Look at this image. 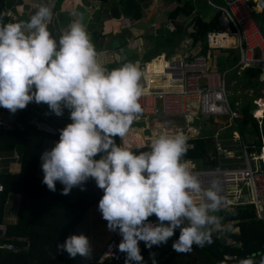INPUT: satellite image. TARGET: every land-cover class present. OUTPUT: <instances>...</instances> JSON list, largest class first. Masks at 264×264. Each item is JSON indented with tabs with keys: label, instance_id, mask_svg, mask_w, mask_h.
I'll return each mask as SVG.
<instances>
[{
	"label": "clouds",
	"instance_id": "1",
	"mask_svg": "<svg viewBox=\"0 0 264 264\" xmlns=\"http://www.w3.org/2000/svg\"><path fill=\"white\" fill-rule=\"evenodd\" d=\"M52 15L48 4L28 20L4 23L0 15V107L14 114L35 102L56 116L70 111L71 122L41 155L42 182L54 192L59 181L61 194L69 195L94 179L104 193L98 210L108 229L122 237L118 248L125 264H143L141 241L149 249L167 244L177 229L172 244L177 253L211 243L212 233L222 227L215 215L224 201L222 189L215 179L202 186L183 162L188 150L183 133L162 131L146 151L128 143L146 92L139 65L127 62L108 70L82 20L61 29L57 39L49 30ZM152 215L158 222L149 221ZM57 250L88 259L92 244L86 234H73ZM239 264H264V256Z\"/></svg>",
	"mask_w": 264,
	"mask_h": 264
},
{
	"label": "built area",
	"instance_id": "2",
	"mask_svg": "<svg viewBox=\"0 0 264 264\" xmlns=\"http://www.w3.org/2000/svg\"><path fill=\"white\" fill-rule=\"evenodd\" d=\"M56 2L57 0H50L52 7H55ZM206 3L217 12L223 27L206 34L208 48H234L238 54L231 70L240 75L248 68L261 69L264 81V35L253 17L249 0H222V5H217L212 0H206ZM121 20L123 30H128L141 21L126 18ZM184 20L168 18L163 25L154 22L151 25L152 33L156 34L160 26L168 32L174 31L176 23H183ZM194 31V23L186 27V34L177 47L178 53L161 54L149 62L136 63L142 71L141 85L146 92L139 101L142 113L134 119L133 124L135 127L139 125V129L146 133L148 144L162 131L169 134L180 131L187 141L212 138V149L204 158L182 160L198 176L202 186L207 187L213 179L219 182L224 201L221 210L215 215L220 217L222 227L212 235L224 237L225 244L240 247V241L230 238V235L240 236L238 221L227 220L224 215L235 212L238 208L252 207L256 218L264 222V136L261 134L254 141L239 133V121L242 119L237 109L239 104L235 103L236 107H233L228 99L226 77L230 70L211 68L210 53L203 55L200 53V43L193 45L191 34ZM227 34L232 36L234 43L228 47L220 46L216 37ZM194 49L198 51L194 52ZM30 109L34 115L28 125L45 134H60L59 129L41 114L40 105ZM263 118L264 116L258 118L260 128ZM212 119L217 123V130L213 137H209L199 130L198 125ZM15 129L12 118L0 107V130ZM256 142L262 143V146L259 147ZM189 147L192 148L193 144ZM3 191L4 186L0 183V193ZM149 221L158 222L157 219ZM121 239L120 235L110 239L100 263L118 258V243ZM13 241L24 243V246L18 247ZM29 247L27 238L8 237L6 226L0 224V251L16 253Z\"/></svg>",
	"mask_w": 264,
	"mask_h": 264
},
{
	"label": "trees",
	"instance_id": "3",
	"mask_svg": "<svg viewBox=\"0 0 264 264\" xmlns=\"http://www.w3.org/2000/svg\"><path fill=\"white\" fill-rule=\"evenodd\" d=\"M85 1L91 3L96 1L101 5L105 2V0ZM169 1L177 2L178 0ZM201 1L206 7H209L206 0ZM249 4L250 7L254 6L252 0L249 1ZM258 5L261 11L253 13V17L264 35V0H258ZM195 7L193 0H183L169 11V19L179 20L185 17L188 20H185V25L176 23L174 31L147 37V41L152 44L153 49L150 55L170 54L181 43L186 34V27L194 23L195 31L191 34L193 45L200 43V53L203 55L210 53L215 61L216 70H230L226 77L228 92L235 93L239 90L251 91L255 94L253 98L246 99L237 106L242 115V119L239 121V133L244 138L255 141L261 134L264 136V118L261 128L259 120L256 118L261 119L264 114V95L261 94L264 90L263 72L261 69L248 68L240 75H236L234 70H231L237 60V55L233 53L234 50L232 53H227L222 60L212 56V50L206 43V34L209 31L223 28L219 21V15L207 20L201 16L202 13L194 12ZM5 11V0H0V15L3 17V22L7 23L10 19L5 16ZM99 15L100 9L96 10V16ZM219 51L223 52V49ZM236 101L235 98L229 100L233 107H236ZM17 113L18 115L14 119L16 129L14 131L0 130V154L14 150L17 145L22 147L19 171H0V183L4 186V191L0 193V223H2L8 194H19L21 200L17 221L15 224L6 226L7 236L10 238L25 237L29 240L30 247L16 253L0 251V264H78L76 257L70 258L66 251H58L57 245L74 234L76 226L86 211L99 203L104 194L103 190L99 189L95 180L90 178L85 183V190L73 188L69 195H62L63 185L57 182L56 191H50L42 182L43 177L39 175L43 144L45 139L50 138V135L28 125V121L34 115L29 107L17 110ZM249 125L250 127H248ZM116 142L117 144L121 142L119 137L116 138ZM191 143L193 144L192 148L189 147ZM261 146L262 143H259V147ZM187 149L182 159L199 160L204 158L212 149V138H197L187 141ZM138 150H149V146L141 147ZM224 216L227 220L238 221L240 247L223 244L219 242L217 236L212 235L211 243H205L203 246L194 244L191 251L177 253L172 249L173 242L179 238L180 232L177 229L167 244L154 245L149 249L143 241L140 242L143 264H239L241 259L249 256L254 257L258 262L264 256V223L256 218L254 208H238L235 212ZM148 219H157V217L152 215ZM13 243L18 247L24 246V243L21 242L13 241ZM117 254V259L97 264H125V253L120 252L118 248ZM226 255L231 257H226Z\"/></svg>",
	"mask_w": 264,
	"mask_h": 264
},
{
	"label": "crops",
	"instance_id": "4",
	"mask_svg": "<svg viewBox=\"0 0 264 264\" xmlns=\"http://www.w3.org/2000/svg\"><path fill=\"white\" fill-rule=\"evenodd\" d=\"M182 1L183 0H178L177 2H171L169 0H147L146 2L144 1L143 9H144L145 19L141 20L137 25L133 26L132 28L128 30L122 29L121 18L114 19L109 14V4L108 3L106 4V6H102L100 3H96V1H93V3H91L85 0H63L61 7L59 9L58 6L60 4V0H57L55 7H52V3H50V0H5V10H6L5 16L10 19L9 22H19L21 20H28L30 16L35 13L37 8L41 4H48L49 6L52 7V12H53L52 19L49 23V30L60 33L61 29L66 28L72 22L71 14L73 16V20L77 19L76 10L82 4H83V7L86 6L87 11H89L94 16H96L95 10H97V8L100 9V15L98 17L96 16V22L98 23L97 28L99 32L98 34L99 40L95 44L92 38L90 39L96 47V50L99 54L100 61L103 63V65L108 70H111V69L122 66V64L125 63L126 58L129 60H132L133 63H137V62H149L152 58H154L155 56H158V55H153V56L150 55V52H152L153 49H152V44L147 41V37L161 35L167 30L163 29V27L160 26L157 28L156 34H154L152 33L151 25L154 22L159 23L160 25H163L164 21L168 19L169 11L172 8H174L177 3H180ZM198 1H201V0H193V3L196 6L194 12L201 13V11L197 9ZM212 1L215 4L220 5L215 2L216 0L215 1L212 0ZM218 1L222 2V0H218ZM252 2L254 4V6L251 7L253 10V13L260 12L261 8L258 5V0H252ZM93 6H95V9H93ZM209 8L211 7L209 6ZM209 15L210 17H214L217 15V12L214 10V12ZM201 16H203V14H201ZM180 19L188 20V18L186 19L185 17L180 18ZM185 20L183 21L182 25H185ZM219 30H216V31H219ZM216 39L219 42L220 46H223V47L231 46L234 43V39L229 38L226 35H219L216 37ZM108 42H111V43L113 42L114 44H112V46L102 47L104 43H108ZM179 46L180 44L177 47ZM177 47H175L173 51L170 52V54L178 53ZM230 49L235 50L234 48H230ZM219 50L220 49L212 50V51H219ZM223 50H226V49H223ZM193 51L197 52L198 49H194ZM162 54H166V53H162ZM234 54L237 55L238 52L235 51ZM226 55L227 54L225 53L224 56ZM209 63H210L211 68L216 69V66L214 64L215 61L214 59L213 60L211 59V55L209 56ZM140 83H143V82L140 81ZM37 105H40L41 107V111H40L41 114L49 122H51L55 127H57V129L60 130L63 127H65L68 123L71 122L70 111L68 109L64 110V113L62 116H56L54 113L49 112L48 106L46 104H42V103L37 104L35 102H30L27 105V107L29 106L30 108V107H35ZM6 113L8 116L12 118V121L14 122V119L16 117L12 116L7 111ZM135 130H138L140 133H143V130L139 129V125L135 127V125L132 123L129 129V132L136 133L134 132ZM59 136L60 134L57 136L50 135V138L45 139L44 144H43L42 153L45 150H50L52 147H54L55 143L59 140ZM143 139H144V143L148 144V142L145 139V135ZM131 147L133 149H136V147H133V146ZM142 147H145V146H142ZM21 150H22V147L20 145H17L14 148V150L7 152V153L0 154V171L18 172L20 168ZM41 164H42V161L40 159L39 175L44 177ZM74 189H80V188L75 187ZM20 200H21V197L19 194L17 193L8 194L7 200L4 206L2 223L0 224L7 226L10 224L16 223ZM98 204L99 203L91 206L84 214L83 217H87V227L84 226L85 230L83 233L85 234L86 230H89V229L92 230V233L94 234V236L90 235L91 231L88 232L87 236L90 238V241H96L97 243H100L101 247L98 249H95V247H92L91 258L86 259L82 257L81 259H84L85 261L81 262L82 260H80L79 262H77L78 264L100 263V260L103 256L107 243L110 241V239L119 235L118 232H112L108 229L107 221L102 218V214L98 210ZM76 231H77V228H75L74 234H77ZM95 236L96 238H94Z\"/></svg>",
	"mask_w": 264,
	"mask_h": 264
},
{
	"label": "rangeland",
	"instance_id": "5",
	"mask_svg": "<svg viewBox=\"0 0 264 264\" xmlns=\"http://www.w3.org/2000/svg\"><path fill=\"white\" fill-rule=\"evenodd\" d=\"M62 2H63V0L60 1V4L58 6L59 9L61 7ZM215 2L220 4V5H222V2H219L218 0H216ZM197 9L199 11H201V13L203 14L204 18H206L207 20H209L211 18L209 14L214 12V10L212 8L205 7V5L203 4L202 1H198ZM97 10H98V8H97ZM112 44H114V43L113 42L112 43L111 42L104 43L102 47L112 46ZM232 51H233L232 49L223 50V52H221V51H212V56H216L217 58L222 60L225 53L226 54L229 53V52L232 53ZM235 51H237V50H234L233 53ZM211 58L213 59V57H211ZM127 62H132V60H129V59L126 58L125 59V63H127ZM241 93H242V91H239V90L237 92H235V93L234 92H229L228 93V96H229L228 99L230 100V98H235V99H237L236 102L238 104H240L242 101L247 99V98L242 97ZM261 94L264 95V90H263V92ZM253 97L254 96H252L250 98H253ZM6 118L8 119V117H6ZM198 128L203 134L213 137L215 135V133H216V130H217V123H215L214 119H212L209 122H201L198 125ZM134 132H136V133L129 132L127 134V137H126L130 146L136 147V145H142V146H146V145L149 146L150 145V144L144 143L143 137H144V135H146V133H140L138 130H135ZM84 226L87 227V217H83V219L78 223V225L76 226V228H77L76 233L77 234L83 233L84 230H85ZM89 231H91L90 235L94 236V234L92 233V230H90V229L86 230L85 234L87 235ZM94 238H96V236ZM91 243H92V247H95V249H98V248L101 247L100 243H97L96 241H91ZM81 258H82L81 256L77 255L76 256V262H79L80 260H82L81 262L85 261L84 259H81Z\"/></svg>",
	"mask_w": 264,
	"mask_h": 264
},
{
	"label": "water",
	"instance_id": "6",
	"mask_svg": "<svg viewBox=\"0 0 264 264\" xmlns=\"http://www.w3.org/2000/svg\"><path fill=\"white\" fill-rule=\"evenodd\" d=\"M145 0H105L102 6L109 4V14L114 19L126 18L131 20H141L144 17L143 4ZM95 9V6H93ZM96 11V10H95ZM79 19L86 25L87 31L92 38L93 42L96 44L99 40L98 23L96 22V16L92 15L87 11V7L84 6L82 10L78 11ZM53 35L58 39V34L56 31H52ZM114 41V40H113ZM228 85V83H227ZM9 114L17 117V111L13 114L9 110L5 109ZM234 241L239 242L241 240L238 235H230ZM219 242L225 243L224 237H218Z\"/></svg>",
	"mask_w": 264,
	"mask_h": 264
},
{
	"label": "bare ground",
	"instance_id": "7",
	"mask_svg": "<svg viewBox=\"0 0 264 264\" xmlns=\"http://www.w3.org/2000/svg\"><path fill=\"white\" fill-rule=\"evenodd\" d=\"M82 8H83V4H82L81 6H79V7L77 8V10H76V18H77V19H78V17H79L78 11H79V10H82ZM71 18H72V21H73V16H72V14H71ZM226 36H228L229 38H232V36L229 35V34H227ZM241 94H242V97L247 98V99H250V97H252V96L255 95V94L252 93L251 91H242Z\"/></svg>",
	"mask_w": 264,
	"mask_h": 264
}]
</instances>
